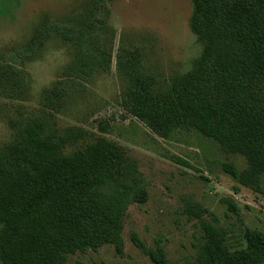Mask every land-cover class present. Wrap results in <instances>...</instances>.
<instances>
[{"label": "trees", "instance_id": "obj_1", "mask_svg": "<svg viewBox=\"0 0 264 264\" xmlns=\"http://www.w3.org/2000/svg\"><path fill=\"white\" fill-rule=\"evenodd\" d=\"M190 3L188 25L200 45L191 69L159 80L146 71L140 46L120 43L114 54L123 79L120 106L159 137L192 129L241 156L245 167L221 161L222 170L239 185L264 193V0ZM82 8L62 19L46 18L27 43L0 56L1 96L21 98L19 58L33 54L52 34L75 48L71 67L81 79L96 68H110L112 51L102 38L110 29L107 0H88ZM81 85L74 78L60 79L43 90L42 107L14 104L5 112L0 264H61L71 253L105 244L122 254L126 209L147 200L134 159L103 135L108 120L97 122V132L59 123L63 96ZM229 207L236 209L233 203ZM200 220L191 264H262L264 231L245 227L243 244L230 249L220 228ZM131 238L152 261H165L160 247H145L133 232Z\"/></svg>", "mask_w": 264, "mask_h": 264}, {"label": "rangeland", "instance_id": "obj_2", "mask_svg": "<svg viewBox=\"0 0 264 264\" xmlns=\"http://www.w3.org/2000/svg\"><path fill=\"white\" fill-rule=\"evenodd\" d=\"M87 1L0 0V56L27 43L46 18L76 14ZM107 3L110 29L103 31L102 38L112 51L110 68H96L90 77L81 79L71 67L75 48L52 34L33 54L19 58L24 74L21 98L0 95L1 143L9 135L5 112L11 105L42 107L46 87L60 79H77L81 89L71 88L63 96L59 123L97 132V122L108 120L103 135L126 150L145 179L147 200L130 204L123 217L122 254L112 244H105L96 251L71 253L61 264H191L202 233L200 219L223 231L228 248L240 246L245 227L264 231V193L236 183L220 162L231 161L241 169L244 159L223 151L214 140L192 129H175L166 138L159 137L120 106L123 79L114 65L120 43L140 46L146 71L159 80L191 69L200 45L188 25L190 0ZM105 35L113 40L104 39ZM132 232L145 247H160L165 261H152L134 243Z\"/></svg>", "mask_w": 264, "mask_h": 264}]
</instances>
